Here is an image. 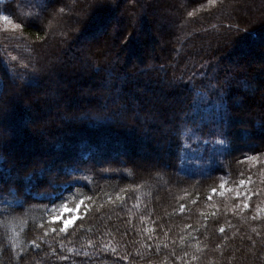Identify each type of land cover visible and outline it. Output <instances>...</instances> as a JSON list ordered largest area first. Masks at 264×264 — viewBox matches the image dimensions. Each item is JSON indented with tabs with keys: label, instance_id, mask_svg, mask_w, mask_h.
Wrapping results in <instances>:
<instances>
[{
	"label": "trees",
	"instance_id": "16d2710c",
	"mask_svg": "<svg viewBox=\"0 0 264 264\" xmlns=\"http://www.w3.org/2000/svg\"><path fill=\"white\" fill-rule=\"evenodd\" d=\"M0 12V264H264V0ZM114 16L109 41L82 43Z\"/></svg>",
	"mask_w": 264,
	"mask_h": 264
},
{
	"label": "rangeland",
	"instance_id": "374dc122",
	"mask_svg": "<svg viewBox=\"0 0 264 264\" xmlns=\"http://www.w3.org/2000/svg\"><path fill=\"white\" fill-rule=\"evenodd\" d=\"M160 8H159V6H156L154 12L155 13L156 12L158 13L160 11ZM115 16L112 17L108 21L106 27L102 31H100L98 35L95 34L93 36H89L87 38H84L82 40L83 41L82 43H84V45H92V44H96V43H100L101 44V42L103 40H108L109 41L111 39V32H112V30L114 29V27L116 25V17ZM3 17H5V15L0 12V21L6 22V20H4ZM149 26H150V28L148 27L146 29L147 38L150 35L152 37L151 38H148V40H147V48L151 49V48H154V46H157V44L159 45L160 40H161V36H160V28L155 23L154 24H151ZM255 47L263 48L264 47V44L257 43V44H255V46H253V48H255ZM251 59H252L251 62L256 67H261V68L264 67V63L259 58H255V57H252L251 56ZM78 80L79 79H74V80L73 79H70V81L68 83H72V84L74 83L75 84V83H77ZM76 89H77V92H76L77 95L83 94V93H85L88 90L87 88L81 87V86H78V87L76 86ZM250 94H251V91H250ZM32 95L33 96L38 95V92H35ZM33 96H32V98H34ZM135 107L137 108V106H135ZM135 107H132L131 108V111L133 113H135V111H134ZM121 113H123V115H128L129 114V112L124 109V107L121 108ZM53 114H55V111L52 114L50 113L48 115L47 119H49V118L51 119V117H52ZM124 118H125V116H124ZM124 118H120L119 123L122 124L124 121H126V119H124ZM61 119L64 120L62 117H61ZM136 132H137V130H136ZM257 141H255L256 144L258 143ZM252 142H253V140L249 138L244 143L246 145H249ZM140 149H141V151L142 150L143 151H148L144 147L143 148L140 147ZM22 159H26V158L24 157ZM153 159H154V156L153 155L151 157L150 156L149 157H143V156H141V154H139L137 156V159L135 160V165H137V167H142V168L143 167L145 168V167H148V166H153V164L155 163V162L153 163ZM161 168L165 169V166H162ZM79 206H80V204H78L74 209H70L66 205H62L59 208L55 209V211H54V218L63 217L64 220L71 222V223H69L67 225V227H70L74 223V221L78 218V216H79V212H78ZM65 209H67V211H65ZM63 227H65L64 223H63Z\"/></svg>",
	"mask_w": 264,
	"mask_h": 264
},
{
	"label": "snow or ice",
	"instance_id": "6c2138e0",
	"mask_svg": "<svg viewBox=\"0 0 264 264\" xmlns=\"http://www.w3.org/2000/svg\"><path fill=\"white\" fill-rule=\"evenodd\" d=\"M3 19L7 21L8 17L5 16V17H3ZM241 183H243V182H241ZM221 187L223 188L224 185H221ZM245 207H247V205H245ZM65 211H67V209H65ZM52 223H64L65 228H66L67 225H68L69 223H71V222H70V221H66V220H64L63 217H57V218H54V219H53ZM65 228H61L60 231H61V232H64V231H65ZM223 231H224V230L221 229V232H223Z\"/></svg>",
	"mask_w": 264,
	"mask_h": 264
},
{
	"label": "bare ground",
	"instance_id": "6f19581e",
	"mask_svg": "<svg viewBox=\"0 0 264 264\" xmlns=\"http://www.w3.org/2000/svg\"><path fill=\"white\" fill-rule=\"evenodd\" d=\"M255 48H257V47H255ZM248 56H250V55H248ZM242 59H244V58H242ZM251 133H252V137H257L259 135H262L263 134V131L261 129L255 130V128H252V132Z\"/></svg>",
	"mask_w": 264,
	"mask_h": 264
}]
</instances>
